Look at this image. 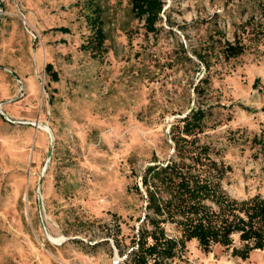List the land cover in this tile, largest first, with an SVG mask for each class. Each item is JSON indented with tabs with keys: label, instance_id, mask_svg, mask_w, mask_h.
Masks as SVG:
<instances>
[{
	"label": "rangeland",
	"instance_id": "obj_1",
	"mask_svg": "<svg viewBox=\"0 0 264 264\" xmlns=\"http://www.w3.org/2000/svg\"><path fill=\"white\" fill-rule=\"evenodd\" d=\"M163 2L149 33L130 0H0V264L122 261L114 239L144 215L134 186L197 106L227 193L264 198V0ZM97 7L106 39L92 53ZM228 42L242 53L227 57ZM231 254L191 241L171 264H264L261 250Z\"/></svg>",
	"mask_w": 264,
	"mask_h": 264
},
{
	"label": "trees",
	"instance_id": "obj_2",
	"mask_svg": "<svg viewBox=\"0 0 264 264\" xmlns=\"http://www.w3.org/2000/svg\"><path fill=\"white\" fill-rule=\"evenodd\" d=\"M130 3L133 13L145 21L147 31L155 32L163 0H130ZM92 13L89 27L93 36L87 49L97 53L106 37L100 8H93ZM57 30L66 32L64 28ZM242 50L240 45L228 42L225 54L236 57ZM46 72L57 81L51 65L46 66ZM193 91L198 97L205 93L200 84ZM206 115L205 109L197 106L172 125L168 133L171 156L165 161L154 158L141 172L140 186L134 188L145 204L144 215L127 237V243L114 239L122 258L118 264H171L184 254L191 241H196L204 253L215 246L232 249L231 255L241 260L248 259L255 250L264 251V198L256 194L236 199L227 193L224 180L231 168L200 138ZM254 141L264 151V129ZM168 227L175 233H170ZM235 239L240 247L234 245Z\"/></svg>",
	"mask_w": 264,
	"mask_h": 264
},
{
	"label": "bare ground",
	"instance_id": "obj_3",
	"mask_svg": "<svg viewBox=\"0 0 264 264\" xmlns=\"http://www.w3.org/2000/svg\"><path fill=\"white\" fill-rule=\"evenodd\" d=\"M39 128H40L41 130H44L45 132H48V129H47L46 127H44V126H39ZM60 240H62V239H60Z\"/></svg>",
	"mask_w": 264,
	"mask_h": 264
}]
</instances>
